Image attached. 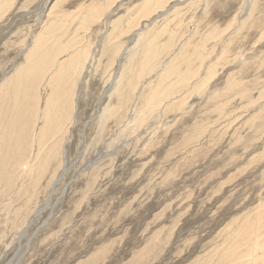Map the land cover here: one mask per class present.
<instances>
[{"label": "rangeland", "instance_id": "1", "mask_svg": "<svg viewBox=\"0 0 264 264\" xmlns=\"http://www.w3.org/2000/svg\"><path fill=\"white\" fill-rule=\"evenodd\" d=\"M48 29L69 115L43 177L3 153L0 264H264V0H0V132Z\"/></svg>", "mask_w": 264, "mask_h": 264}, {"label": "bare ground", "instance_id": "2", "mask_svg": "<svg viewBox=\"0 0 264 264\" xmlns=\"http://www.w3.org/2000/svg\"><path fill=\"white\" fill-rule=\"evenodd\" d=\"M53 28H55V26L52 25L51 29L53 30ZM48 33L50 34L49 29L48 31H44V35L41 34L34 41L32 49L29 50L26 55V67L18 68L13 76L10 77L9 81L7 80L8 83H12L16 90L14 93V106L9 110L8 120L11 124L10 128L13 129V133L10 136V134L6 132V126H4V131L0 132V161L4 157L3 153L9 157L12 154L15 158V161L13 160L15 165L28 168L30 174H35L39 178L46 174L48 168L47 165L58 159V148L47 145V137L50 135V130L56 129L57 133L60 132L61 127L64 126L69 115L62 112L61 118V112L58 110L60 108L59 105L61 99L66 97V92H61L60 88L62 80L66 78V72L62 69L63 64H59V62L56 61L57 54L49 49L50 45L48 44V38H45V34L48 35ZM57 66H59V68L56 72L52 73V78L50 80V86H52L51 94L45 102V109L42 113L43 126L37 136L39 143L38 153L35 162L30 165V156H28L27 152H31L33 147L31 141H35L34 138H36L33 128L37 118H30V122L28 123L24 121L25 116L20 114L24 102L23 91L28 90L29 88L32 90L38 79L42 80L43 77L47 75L48 71H51L53 67ZM73 71L75 72L76 68H74ZM165 73L167 74V72ZM165 76L166 75H163L162 80ZM121 78L122 75L120 77H115L112 79V82L120 86ZM135 98L139 99L140 97L136 94ZM53 111L56 113L55 119ZM24 140L28 141V146L23 144ZM37 182L35 181L34 184Z\"/></svg>", "mask_w": 264, "mask_h": 264}]
</instances>
